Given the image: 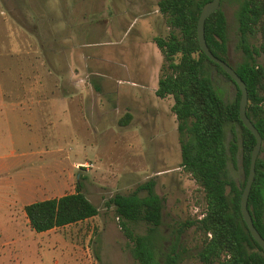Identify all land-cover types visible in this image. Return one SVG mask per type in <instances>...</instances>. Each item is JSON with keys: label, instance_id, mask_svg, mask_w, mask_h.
<instances>
[{"label": "rangeland", "instance_id": "374dc122", "mask_svg": "<svg viewBox=\"0 0 264 264\" xmlns=\"http://www.w3.org/2000/svg\"><path fill=\"white\" fill-rule=\"evenodd\" d=\"M97 1L82 0L89 9L79 23L87 30L77 35L78 54L86 56L90 69L77 68L75 73L76 100L82 107L53 109L52 118L40 120L46 124L34 126L20 124L10 110L0 107V264H140L129 251L112 206L104 201L114 192H130L149 178L162 197L158 228L165 249L176 242L179 224L199 216L203 209L201 188L180 165L172 97L154 93L165 60L152 38L167 32L155 0H145V6L151 4L146 13L128 0L132 5H118V11L110 14ZM56 4L57 0L41 1L49 13L55 12ZM111 4L109 0L107 7ZM30 5V0H0V89L22 79L17 64L7 60L15 57L8 51L23 42L13 29L12 16L24 7L29 16ZM219 6L226 21L225 59L235 66L243 58L236 46V1L221 0ZM108 15L109 21L104 19ZM41 22L43 18L38 25ZM249 41L257 44L258 35ZM81 63L82 59L77 64ZM202 74L220 97L233 98L235 85L206 60ZM232 127L239 130L236 124ZM27 128L41 129L42 134H25ZM224 136L226 141L231 137L230 124L224 126ZM227 168L235 180L241 179L239 150ZM77 184L96 205V214L44 231L30 227L25 203L71 192ZM135 230L143 232L144 227L137 224ZM179 236L183 252L175 264H202L195 255L199 235L187 227Z\"/></svg>", "mask_w": 264, "mask_h": 264}, {"label": "trees", "instance_id": "16d2710c", "mask_svg": "<svg viewBox=\"0 0 264 264\" xmlns=\"http://www.w3.org/2000/svg\"><path fill=\"white\" fill-rule=\"evenodd\" d=\"M205 1L156 0L167 32L152 38L165 60L154 93L172 97L170 109L179 132L180 165L202 190L204 204L200 215L181 222L176 242L165 249L158 228L162 197L154 191L153 179L138 183L130 192H114L104 201L112 206L129 251L140 264L178 262L183 252L177 243L179 234L187 227L199 235L195 255L202 264H264V250L250 235L239 210V195L254 136L238 117L237 86L218 64L206 57L197 43L195 23ZM235 1L236 46L243 58L231 66L245 83V113L261 137L258 151L261 154L255 159L246 206L253 225L264 237V0ZM203 34L210 51L226 61V21L219 5L205 17ZM254 34L258 35L257 44L249 41ZM203 60L235 85L231 100L220 97L209 78L202 74ZM127 117L128 113L124 122ZM226 124H230L231 132L227 141ZM234 124L239 128L237 132L232 127ZM238 150L242 177L235 180L227 163L235 162ZM23 210L35 231L80 221L97 213L96 205L78 184L71 192L25 203ZM137 224L143 225V232L135 230Z\"/></svg>", "mask_w": 264, "mask_h": 264}, {"label": "crops", "instance_id": "0c3cea01", "mask_svg": "<svg viewBox=\"0 0 264 264\" xmlns=\"http://www.w3.org/2000/svg\"><path fill=\"white\" fill-rule=\"evenodd\" d=\"M41 1L30 0L33 13L29 16L25 7L17 15L13 13L14 7L10 8L14 14L13 29L21 34L23 42L20 45L17 43V50L8 51L15 57L7 61L17 64L20 69L17 73L21 72L20 76L17 75L22 79L20 84L10 82L4 90L0 89V107L10 110V115L18 119L20 124L33 126L44 124L46 121H40L42 119L52 118L53 109L62 111L70 107L81 108L82 102L76 100L78 82L75 73L78 72L77 68L82 67L90 71L85 63L86 56L78 54L77 35L87 30L85 25L79 23L84 19V11L89 9L84 7L85 2L57 0L55 12L49 13L44 11ZM108 3L109 0H98L96 4H101L105 14L117 12L118 5L123 8L132 5L128 0H111L112 4L108 8ZM133 4L137 10L145 13L150 10L151 4L145 6V0H134ZM42 18L43 22L38 25L37 21ZM104 19L109 21V15ZM114 22L118 23L119 19ZM80 59L83 63L77 64ZM40 130L27 128L25 134L41 135Z\"/></svg>", "mask_w": 264, "mask_h": 264}, {"label": "water", "instance_id": "95a60500", "mask_svg": "<svg viewBox=\"0 0 264 264\" xmlns=\"http://www.w3.org/2000/svg\"><path fill=\"white\" fill-rule=\"evenodd\" d=\"M220 0H207L205 1L198 12L196 23H195V32H196V39L200 49L206 55L208 59L215 62L220 66V68L228 74V76L233 80L235 85L239 90V97H238V117L241 123L249 130L254 136V143L251 147L250 154H249V162L247 172L244 178V182L240 191L239 195V210L244 220L250 235L252 238L259 244V246L264 250V237L258 232L256 227L253 225L251 216L248 212L246 206V199L248 195L249 188L251 186L253 176H254V164L255 159L259 151L261 137L258 130L255 128L251 120L245 113V104L247 100V91L245 87L244 81L241 77L236 73L233 67L225 60L221 59L220 57L214 55L210 49L208 48L203 34V24L205 17L216 9L219 5Z\"/></svg>", "mask_w": 264, "mask_h": 264}]
</instances>
